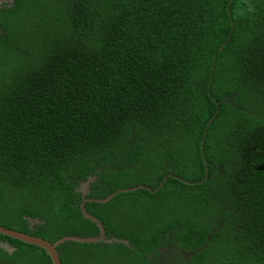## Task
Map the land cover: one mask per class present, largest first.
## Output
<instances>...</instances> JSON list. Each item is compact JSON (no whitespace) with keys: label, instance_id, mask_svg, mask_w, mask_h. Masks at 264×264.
<instances>
[{"label":"trees","instance_id":"trees-1","mask_svg":"<svg viewBox=\"0 0 264 264\" xmlns=\"http://www.w3.org/2000/svg\"><path fill=\"white\" fill-rule=\"evenodd\" d=\"M13 53L0 179L30 197L11 210L0 191L1 225L51 242L97 235L80 182L94 177L87 196L102 199L129 165H148L157 177L129 192L170 198L162 218L138 233L103 221L121 192L88 201L106 237L127 244L65 241L63 264H108L113 246L139 264H264V0H12L0 64ZM0 241L16 247L0 248V264L25 246L28 264H52L40 247Z\"/></svg>","mask_w":264,"mask_h":264},{"label":"rangeland","instance_id":"rangeland-1","mask_svg":"<svg viewBox=\"0 0 264 264\" xmlns=\"http://www.w3.org/2000/svg\"><path fill=\"white\" fill-rule=\"evenodd\" d=\"M10 0L6 1L9 2ZM12 59L8 63H1L0 64V77L1 72L5 74L6 72H13L15 70H18L22 63L20 61V56L16 53H13L11 55ZM128 169L130 171L128 173H125L121 176H119L116 180V185L119 189H127L137 186H144L142 181H145L146 183H151L153 177H157V174H155V170L150 171L151 169L147 166L144 168L140 165H129ZM148 187V186H147ZM0 191L5 196V200L3 202V206L10 205L11 210H16V208L19 206V204L24 200L23 195L27 198L30 197L27 195L26 188H23L22 190H19L17 188H11L6 183L2 182L0 179ZM20 199V203H17V200ZM28 199V198H27ZM171 199H165L158 197L157 201L151 202L149 198L142 196L141 194H131V192H121L119 195H117L116 198L108 202L107 205H105V209L107 210V216L104 217L103 221L108 224V226L114 225V226H123V227H129V226H135L136 228L140 229L138 230V233H144L143 224L149 223L152 220H160L163 216V213L161 211L162 208H167L166 205L171 204H163V203H169ZM34 208H37V205H34L30 203ZM177 211L180 212L181 209H184L183 204H178ZM173 211V209H171ZM167 217L172 218V214L168 213ZM142 228V229H141ZM108 228L107 230H109ZM152 229V228H151ZM150 229V230H151ZM110 233V231H109ZM119 236V235H116ZM114 239L122 240L119 237L110 236ZM110 250L106 251V259H108V264H114L116 262H119L121 264H139V262L135 260H130L127 262L125 258H123L120 249L113 246V248H109ZM32 250V248L25 246L24 251L17 252L11 259L5 258V264H28V256L26 253L28 251ZM37 252L40 253V251L37 249ZM105 259V257H104ZM172 264L177 263L174 258H171ZM143 264V263H142ZM162 264V261H161Z\"/></svg>","mask_w":264,"mask_h":264},{"label":"water","instance_id":"water-1","mask_svg":"<svg viewBox=\"0 0 264 264\" xmlns=\"http://www.w3.org/2000/svg\"><path fill=\"white\" fill-rule=\"evenodd\" d=\"M0 1H8V0H0ZM9 2H12V0H10ZM94 177L90 176L88 177V179L83 182L79 187H80V191L82 192V195H85V193H87L89 191V185L91 183V181H93ZM139 187L142 186H137V187H132V188H127V189H119L116 192H113L112 194L108 195L105 198L99 199L96 198L94 199L96 202H106L109 199H111V197L114 196L115 193L117 192H127V191H133ZM90 200V199H87ZM83 205V204H82ZM82 212L84 217L91 219L92 221L96 222L99 229H100V235L99 236H76V235H65L59 239H57L54 242L49 241L48 239L44 238V237H40V236H35L26 232H22L19 231L17 229L14 228H9L6 227L4 225L0 224V234L20 240L24 243L27 244H31V245H35L37 247H40L42 249H44L46 251V253L49 255L52 264H63L60 257H59V253L57 250V246L61 243H64L65 241H75V242H81V243H92V242H97V241H106V242H112V241H116V239H105V230L103 228L102 223L94 216H92L91 214L87 213L86 210L84 209V207L82 206ZM119 241V240H117ZM127 243V240L123 241ZM0 248L5 249L9 254H11L16 247H13L12 245H10L8 242H2L0 241Z\"/></svg>","mask_w":264,"mask_h":264},{"label":"flooded vegetation","instance_id":"flooded-vegetation-1","mask_svg":"<svg viewBox=\"0 0 264 264\" xmlns=\"http://www.w3.org/2000/svg\"><path fill=\"white\" fill-rule=\"evenodd\" d=\"M4 3H8V2H6V1H0V7H3V4ZM90 177V176H89ZM83 182H80V185L82 184ZM78 190L80 191V187H78ZM89 192V191H88ZM87 192V193H88ZM80 193H82L81 191H80ZM87 193H85V195H82L81 194V197H82V201H81V205H80V208H81V210H82V206L84 207V204L86 203V202H88V201H95L94 199H96V198H90V197H88L87 196ZM87 199H90V200H87ZM83 204V205H82ZM84 209H85V207H84ZM86 212L87 213H89L87 210H86ZM83 213V212H82ZM93 216V215H92ZM95 217V216H94ZM29 219V225H30V228L32 229V227L34 226V224L35 223H38L39 222V220H37V219H34V218H28ZM98 219V218H97ZM99 220V219H98ZM100 221V220H99ZM101 222V221H100ZM97 224V223H96ZM98 226V225H97ZM99 228V227H98ZM104 228V227H103ZM105 230V229H104ZM100 235V229H99V232H98V234L97 235H94V236H92V237H95V236H99ZM105 239H114V238H111V237H106V232H105ZM103 241V240H102ZM116 241H117V239H116ZM120 241V240H119ZM97 242H99V241H97ZM104 242H106V241H104ZM112 242H114V241H112ZM112 242H108V243H112ZM126 243V242H125ZM127 244V243H126ZM175 247V246H174ZM175 248H178V247H175ZM180 252L183 254V255H186V253L184 252V251H182V250H180ZM167 253H170V254H172L171 252H166V255H167ZM156 264H161V261L160 260H157L156 259Z\"/></svg>","mask_w":264,"mask_h":264}]
</instances>
